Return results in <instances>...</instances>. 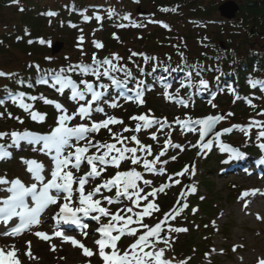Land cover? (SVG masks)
<instances>
[{
  "label": "snow or ice",
  "instance_id": "1",
  "mask_svg": "<svg viewBox=\"0 0 264 264\" xmlns=\"http://www.w3.org/2000/svg\"><path fill=\"white\" fill-rule=\"evenodd\" d=\"M139 3V0H135ZM74 7V6H73ZM179 6L168 8L162 7V12H175ZM23 11V9H21ZM108 18L111 19L115 15L113 9H108ZM49 17L58 15L55 11H49L44 13ZM95 20L100 22L102 20L101 15L96 14ZM92 17L83 15V20L88 22ZM122 19L128 21L131 19V14L127 13L122 16ZM149 23L159 24L161 27L171 30L170 26L163 21L149 20ZM119 28H125L129 25L120 23L116 25ZM132 27H142V24L133 22ZM69 27L76 28L77 25L69 23ZM83 32V29H80ZM113 38L119 41V36L113 33ZM20 39V37H17ZM84 36L78 37L77 47L83 53ZM29 44L33 43L32 40L28 41ZM39 43L44 45L47 43L51 45L50 41L39 39ZM93 46L97 49H102L104 44L99 41L93 40ZM183 57V53H180ZM141 56L145 63L149 60H155V57H149L144 53L131 52L128 59L131 61L132 57ZM46 60H51V57H45ZM67 59V57H66ZM124 58L118 53H112L110 57H104L98 59L94 53L90 64L80 62L75 64H68L66 67H60L58 70H43L44 74L41 76L37 83L49 84L61 95L65 90H70L69 99L72 101H83L79 104L75 111L71 114L68 113V109L65 108L60 102L52 99H48L44 96H29L31 101L42 100L45 104L53 105L54 108L60 113L56 120V126L44 136H38L34 133L25 131L23 133L12 131L0 132V139L10 137L12 145H17L20 141H28L29 143H43L42 148L39 150L47 154H51L52 167L50 170V179H45L44 165L37 160H25L22 159V163L26 165V171L31 174L32 179L35 181L26 185L19 177L14 179H7L6 176H0V185L5 186L3 188V197L0 198V225L3 226V231H0V235L4 236H20L26 231H30L33 227H38L44 221L41 216L45 209L50 205H59V211L55 213L52 219L56 222V228L51 234H47L43 231H36L34 235L42 241H50L53 237H60L62 242H68L73 247H78L82 250V255L91 258L93 255H99L103 264H174L175 258H168L166 253L172 250L174 240L171 236L172 233H187L189 231L186 227H174L169 223V219L175 220L179 214L178 210L172 212L163 213V217L160 218L154 224L144 223L145 217H151L154 213L161 211L159 204L156 202L158 193H165V190L172 185L168 183H162L159 187H151L150 191H145L144 187H140L139 181L143 182L144 186H151L152 181L145 179L142 172L137 171L136 167L129 168L126 171H120L119 168L122 162L130 161L134 166L142 165L143 170L149 173L164 174L166 169L158 165L168 164V160H161V157L165 155L169 147L179 149L183 152L185 149L180 144H174L171 140V132L168 133V139L165 140L163 147L153 159H147V156L153 155L152 145H144L138 139L137 135L130 137L124 136V132L139 133L142 130H148L154 126H158L157 130L162 131L165 127L171 128V125L167 121V118H157L149 113H141L139 115H133L129 117L130 120L135 122L134 128L124 126L120 133L112 132L109 125H123L124 121L116 116H109L103 107L99 106L102 98L105 97L109 90L110 85L118 89H126L129 92L134 93V98L139 105H143L145 100L143 99L144 88L142 87L143 81H136L133 89H127V83L130 79H135L131 69L127 65H120L113 61L119 62ZM170 59V58H169ZM29 68L35 67L38 73L42 70L39 64H29ZM137 68L141 74H144V69L137 65ZM168 71L167 68L164 69ZM176 71L177 69H172ZM155 71V67L153 68ZM116 72H122L125 76L124 80L117 78L114 75ZM73 74H77L81 77L93 76L94 82H90L86 79H80L77 81L73 78ZM188 77H191L192 73H187ZM199 75V73H197ZM0 77L13 78L18 77L17 73H6L0 70ZM102 79L110 81L108 83L101 82ZM219 81L220 77H216ZM16 83L24 84L23 79L17 78ZM249 85L252 88L260 86V90L264 91V81L253 80L249 78ZM199 85L202 90H207L209 82L204 79L199 80ZM182 86H184L182 84ZM190 86V85H189ZM178 91V90H177ZM235 99H240L236 93V89H230ZM8 98L12 99L14 103H17L19 107L29 112L33 121L43 122L46 118V114H42L36 111H32L33 105L26 103L24 97L26 93L18 92L15 95L11 91L6 90ZM90 95V99H88ZM166 100L172 99V96L166 90L163 93ZM214 98V97H213ZM133 99V97H128ZM234 99V103H235ZM247 104L255 108L256 105L252 103L251 99L245 97ZM4 100L0 99V104H3ZM103 103L107 104L110 108L120 107V103L116 98L104 99ZM181 103L187 107V104L181 100ZM96 104V107L93 105ZM211 106L216 108L217 105L212 103ZM93 112L101 113L105 116V119L96 121L92 120ZM0 113V116H3ZM11 116V113L8 114ZM234 115L229 112L226 115H207L201 118L193 119L191 116H185L184 119L176 117L173 123L180 126L181 131L188 130L191 132L199 133V140L196 144H190L192 148H198L199 152L210 150L213 146V141L208 140L204 142L206 136L212 133L217 124L225 120L228 116ZM257 115L264 116V109H261ZM79 117L81 120H88L90 123H78L72 126L70 122ZM16 119L19 120L17 117ZM23 123L22 120L19 121ZM258 129L257 140L264 141V120H256L254 117L250 118L247 127L244 125H232L231 127L224 128L222 132L215 133V140L219 144V148L222 152L230 154V159H239L244 156L238 149L231 147L230 145L220 142V136L222 134L231 133L233 129H238L249 135L252 127ZM101 129H106L115 141L101 142L94 141L92 134L99 133ZM152 140L157 139L156 132L150 134ZM130 140L136 146L129 147L125 144V141ZM84 141L85 143L81 144ZM117 144L120 147H117ZM258 147L264 150V142L259 143ZM5 145L0 144V150H3ZM90 149H95V152L89 154ZM138 152L146 153L145 157L138 156ZM198 152V154H199ZM11 154L6 151H0V157H7ZM171 160L175 161L177 156L173 155ZM89 167V170L83 175L76 176L75 172H79L82 164ZM259 163L264 164V160H260ZM108 166H112L117 169L115 174L110 178L103 180L102 183L94 186L91 191L85 192V185L89 183L90 179L100 177L102 173L107 170ZM188 175H195V166L191 168L185 165L184 168L176 172L174 176L180 177ZM168 179L173 181L174 184H180L179 179H173V176H168ZM77 187H73V185ZM235 187V186H233ZM102 189H106L111 192L115 190L114 196L102 195ZM259 189L244 190L240 193L238 199L242 203V207L245 209L246 214L249 208V201L246 199L250 196H255ZM197 192L195 186H190V193ZM74 194H78L74 201ZM97 195H102V199H97ZM181 197L185 196L182 191ZM152 197V199H149ZM204 199L203 196L200 197ZM129 203L123 207L118 208L115 212L109 210L108 207L102 206L103 202H107L108 205L114 203L123 204L124 201ZM62 201V202H61ZM142 201L146 203L141 204ZM179 203V201H177ZM184 209L188 208V204L182 205ZM140 209V210H137ZM198 211L197 208L192 209V213L195 214ZM257 220H264L259 213L254 214ZM81 216L91 217L97 223L100 222L101 217H107L108 222L106 224H100L96 229L100 238L94 241L96 246V252L86 247L81 241L77 240L73 236L66 235L64 230L59 227L61 223L73 225L81 229V234L87 238L88 232L84 231L89 227L87 223H83ZM135 217V219H134ZM14 218H18V222L12 226L10 222ZM215 226V221L212 222ZM135 225V226H132ZM167 225L166 229L163 227ZM207 227V226H206ZM143 230V231H141ZM162 232H166V235H161ZM115 233V234H113ZM124 236L135 237L134 241L121 250L118 247V242ZM28 250L25 255L29 259H36L32 254V242L27 241ZM162 245V246H161ZM242 248L243 245L233 246L232 251L235 252L237 248ZM110 249V251H106ZM50 250L55 251V245H52ZM212 251H216L212 249ZM207 256L208 253H205ZM191 259V258H189ZM243 259V258H241ZM0 264H22L17 256V249L15 245H12L8 250L0 248ZM178 264H188L187 260H180ZM257 264H264V257L257 258Z\"/></svg>",
  "mask_w": 264,
  "mask_h": 264
},
{
  "label": "trees",
  "instance_id": "2",
  "mask_svg": "<svg viewBox=\"0 0 264 264\" xmlns=\"http://www.w3.org/2000/svg\"><path fill=\"white\" fill-rule=\"evenodd\" d=\"M19 1L0 0V15L6 9L13 8L14 15L19 16L13 23L15 29H12L11 22L8 21H4L0 25V70L18 74V77L11 79L0 77V99L4 100V103L0 104V110L2 109L4 113L8 111L16 114L18 111L16 105L7 98L6 90L12 93L19 90L38 93L44 88L43 85L37 83L40 76L44 74L43 70H58L60 67H66L70 63H79L82 60V57L74 51L77 50L80 35L84 36L83 45H86L88 50L85 56L87 60L94 53L98 57H108L112 53H118L124 59L119 62L114 61V63L127 65L133 76L139 77L135 81L153 79L154 75L161 71V66L168 69L165 71L167 74H170L172 69L177 66L182 67L183 74L193 85L196 82L199 83L200 79H204L210 83L211 90H219L225 86L231 89L229 88L230 83L231 87L235 89L241 88V98L235 103L233 102V94L227 90L223 95H218L217 100L213 102L217 105L216 108L211 106L212 103L208 105L203 102L204 105L200 108L182 111L184 117L187 115L193 119L200 118L221 109L234 114L227 117L230 124H244L250 118L259 116L257 113L264 109V99H261L264 98L262 96L263 91L258 87L253 89L259 104L252 108L246 106L245 102V97H251L250 93L253 90L249 89V78L264 81V50L258 48L254 41V38L259 36H263L264 41V0H241L239 4L241 22L237 20L227 21L219 14L218 7L225 0L221 2L219 0H139V3H136L135 0H102V4L100 2L92 3L90 0H55L53 9L48 5H41L42 0H27L26 6H17ZM148 6L153 11L158 10L160 12V14L158 13L160 18L156 21L167 23L171 28L170 31L155 23L151 26L154 30L149 31L150 23L146 22L149 19L135 17L139 7L141 10H145ZM176 6L179 7L174 13L160 11L162 7L173 8ZM98 9L100 13L94 14V11ZM108 9L115 11V15L111 19L108 18ZM49 11H55L58 15L54 17L44 15ZM156 11L152 13L154 16ZM127 13L131 14V21L122 19V16ZM96 14L101 15L102 20L100 22L95 20ZM83 15H88L92 19L85 22ZM178 17H180L181 24H178L176 20ZM133 22L143 26L132 27ZM69 23L75 24L77 27H69ZM120 23L129 26L119 28L116 25ZM47 27L49 31H45ZM226 27L229 30H225ZM211 28L215 29L216 40H213ZM80 29H83V32ZM42 32L46 34H41ZM183 32H187V34ZM113 33L119 36V41L113 38ZM198 35L201 36L199 40L202 42L197 47L198 54L189 53L190 47H188L187 41ZM54 36L57 40L63 41L66 46H74V50L72 49L69 56L64 53L59 56H52V50L48 44L41 45L39 43L41 38L47 42ZM98 39L104 44L103 51L93 46V40ZM29 40H32L33 43L29 44ZM131 52L144 53L156 59L145 63L143 57L136 56L132 57L130 61L128 57ZM180 53H183V57ZM45 57H51V60H46ZM30 63L39 64L42 71L38 73L35 67L29 68ZM197 63L199 65H196ZM137 65L144 69V76L140 77L142 74ZM154 67L155 71H153ZM189 72L192 73L191 77L187 75ZM217 76L220 77L219 81L216 79ZM17 78L23 79L25 83H16ZM131 80L134 82V79ZM144 110H151L159 116L156 109L151 106L150 99L144 105ZM44 112L49 115L45 124L40 127L42 131L47 130L49 124L55 123L52 119L55 112L46 109ZM170 116L172 117V114ZM6 121L4 124L8 125L9 121ZM27 122L24 125H19L32 130L33 125L29 121ZM126 123L128 127L133 126L129 122V118ZM229 137L231 136L227 135L225 139H230ZM253 138L257 139V133ZM251 142L250 144L245 143V145L252 146L251 149H254L256 143L253 140ZM211 157L220 159V154L214 150ZM180 160L182 162L187 161V158L184 156ZM167 202L166 198L163 201L166 207H168ZM205 209L210 211L212 208ZM185 242L190 244V238ZM187 243L183 247L187 248V252H190L191 245L187 246Z\"/></svg>",
  "mask_w": 264,
  "mask_h": 264
},
{
  "label": "rangeland",
  "instance_id": "3",
  "mask_svg": "<svg viewBox=\"0 0 264 264\" xmlns=\"http://www.w3.org/2000/svg\"><path fill=\"white\" fill-rule=\"evenodd\" d=\"M26 1L27 0H20L17 6L19 5L26 6ZM42 1L43 2L41 3V5L43 6L48 5V7L53 9V5H55V0H42ZM90 1L92 3L100 2L101 4L103 2L102 0H90ZM219 1L221 2L223 0H219ZM230 1H232L238 7L237 10H235V16H234L235 18H237V16L240 15V9H239L240 5L239 4L241 3V0H225L223 1V3H227ZM233 8H234L233 5H230V7L228 6L227 9L231 11L233 10ZM12 9L13 8L6 9L4 13L0 15V25L4 23V21H8V22H11L10 26L12 27V29H15L13 27V23L16 22L17 17L19 16L14 15V13L12 12ZM148 9L150 10V12L156 11V10L153 11V9L150 6H148ZM158 13L160 14V12L157 10L155 16L152 15L149 19L159 20L158 18L160 17ZM164 15H167V14H164ZM176 20L178 24H181L180 17L176 18ZM238 22H241V19H238ZM151 26H153V23H150V25L148 26L149 31L154 30V28ZM225 30H229V28L226 27ZM45 31H49L48 27L46 28ZM183 33L187 34V32H183ZM214 33H215V29L211 28V34L213 36V40H216ZM41 34L45 35L46 33L42 32ZM192 38L193 39L187 41V45L188 47H190L189 53L198 54L197 47H199V43H202L200 42L201 40H199L201 39V36L200 35L193 36ZM254 41L256 42L254 43L256 44L258 48L264 50L263 36L255 37ZM50 42L51 44H54V45L56 44L61 45L59 48V51L56 54L57 56L63 52L69 56L71 54L72 49L74 50V46L72 47L71 45L66 46L64 42L61 43L60 40H57L55 36L51 37ZM74 51L78 54V56L84 57L83 61L84 63H86L87 59L84 56V54L82 55L78 51L76 50ZM103 83H106V82H103ZM152 88L153 89L152 90L150 89L147 96H150L149 99H150L151 106H153L156 109L159 117H163L164 115H166L167 119H169L170 114L175 115L176 113H179L180 109H178L177 104L174 102L171 103L169 101L170 99L166 100L164 98L163 93L166 89L160 88L156 85L152 86ZM55 98H56V101L60 102L65 108L67 107V109H70V106L67 105V102L69 101L68 94H63V96L61 97L57 96ZM186 99L188 101H191V96L186 97ZM120 105H121L120 107L115 108V109L110 108L106 105L105 107L106 109L104 110L109 116H116L122 119L124 122L128 121L129 116L136 115L134 114L136 113L135 107L129 109V108H126L125 105H122L121 103ZM188 109H191V106ZM95 114L97 115V118L95 119L96 121L105 119V116L103 114L96 113V112ZM150 115H153V114H150ZM77 121L86 123L85 120H81L79 117ZM168 122L171 125V128L165 127L162 131H160V133L158 132L159 134L158 133L156 134L157 138H160L161 135L163 134L165 137L164 140H166L168 139V133L171 132V137L174 136L177 140V142L175 143L184 144L186 147L183 152H180L178 149V152H176L175 155L180 156V154L183 153V155L189 160V162L192 163L193 158H194L193 156L196 153L194 152V149H191L189 145L197 143V137L195 135L196 132H191L187 130L188 132L181 133V130L178 126H176L174 123H170L171 121L169 120ZM130 123L132 125H135L134 121H130ZM119 126L120 125H116V127H119ZM154 128H158V126H154L153 129ZM105 131L106 129H101L99 133L92 134V137H94V141L96 138H99L100 136H102ZM190 133L192 134L194 133V135L188 138V140H186L184 137L186 135H189ZM165 135H167V137ZM161 141L162 140H158L156 142V145L153 147V155L147 156L146 157L147 159H150V160L153 159L155 156L156 150L158 154V152L162 148V146H160ZM128 146L130 147L131 145H128ZM117 147H119L118 144H117ZM137 155L141 157H145L146 153L138 152ZM183 155L181 156L183 157ZM179 159H176L173 162L179 163L180 161ZM161 160H164V159L161 157ZM17 162H19L18 159L15 160V162L9 167V169L18 171V169L21 168L22 164L17 163ZM123 163L124 162H122V164ZM168 165L169 164L158 165V167L162 166L165 168ZM3 167L6 168V166H3ZM139 167H142V165L136 166L137 169H139ZM20 174H22V172H18L14 176L20 178L21 177ZM221 174L222 172H218L217 166L213 165V161H210L208 163H204L202 167L197 169L195 171V175H190L192 177V180L195 179V182L197 183L196 187L199 189L200 193L203 196L208 197L206 202L203 205L212 207L211 216H215L216 213L218 212V209L221 211L220 215L214 220L215 230L211 233L212 234V242H211L212 244L211 245L213 246L210 248V252L208 253L207 256L205 255V257H201V255H199L197 259H195L192 262V264H209L208 263L209 260H206V258H210L212 261H215L216 256L220 258V262H224V264H254L255 262H257V258L264 257V220L259 221L256 219L254 215L255 213H259L262 217H264V212H263L264 205H263V201L262 202L260 201L264 199H259L257 195L246 198L248 201L253 199L254 201H256V205H257L253 209L254 212L250 209L251 208L250 207L247 210V213L249 212L250 213L246 214L245 209L241 207L242 203L238 199V197L242 191L247 190V188H251V186L249 187L251 180H247L244 177L242 178L235 177V176L227 177L224 175L222 176ZM2 175L4 176L6 175L7 179H11L12 177L14 178L13 175L0 174V176ZM29 175L31 174L29 173ZM90 185L91 183L86 184L85 189L88 187H91ZM233 186L241 187V188H234ZM3 188H4L3 185H2V188L0 186V196L2 195ZM169 194L171 196L174 193H169ZM254 197L258 199L255 200ZM214 206H218V209H215ZM95 223L96 225H98L96 221L93 223V225H95ZM94 227L95 229H97L96 226ZM36 231H43V229L38 228V227L32 228L30 232L26 233L23 237L17 238V239H13V238H3L2 239V237L0 236V248H4L5 250H8L12 245H15L17 249V256L19 257L20 261L22 263L25 262L28 264L29 263L30 264H100L97 260L98 258H100L99 255H93L91 258L85 257L82 255V250L80 248L73 247L70 243L62 242L56 238L50 242L42 241L34 235ZM204 236H205L204 233L203 232L199 233V230H198V233L196 232L190 235V241L192 244L200 245L201 246L200 248L202 250L208 249V247H206L205 243L202 241L204 240ZM91 237L92 235L90 233L88 234L87 239L85 237L84 239L80 237L78 238V240L81 241L86 247L96 252V248H94V244L92 243V240L90 239ZM184 239L187 240L188 237H185ZM27 241L32 242L31 251H32V254L36 257V259H29L25 255V252L28 250L27 244H26ZM233 244L243 245V247L242 248L238 247L236 253H233L231 251L233 255L231 254L229 258L227 257L225 258L224 255L221 256L219 254V252L223 249V247L224 248L227 247L228 249V247H230ZM52 245H55L56 247L55 251L50 250ZM212 249H215L216 251H212Z\"/></svg>",
  "mask_w": 264,
  "mask_h": 264
},
{
  "label": "water",
  "instance_id": "4",
  "mask_svg": "<svg viewBox=\"0 0 264 264\" xmlns=\"http://www.w3.org/2000/svg\"><path fill=\"white\" fill-rule=\"evenodd\" d=\"M230 5H233V10H228L227 8H228V6L230 7ZM237 6L232 2V1H230V2H227V3H223L220 7H219V11L221 12V14L224 16V17H226V18H233L234 16H235V10H237ZM60 44H56L55 46H54V53H57L58 51H59V48H60ZM215 134V133H214ZM213 134V135H214ZM213 135L212 136H210L208 139H207V141L210 139V138H212L213 137Z\"/></svg>",
  "mask_w": 264,
  "mask_h": 264
},
{
  "label": "bare ground",
  "instance_id": "5",
  "mask_svg": "<svg viewBox=\"0 0 264 264\" xmlns=\"http://www.w3.org/2000/svg\"><path fill=\"white\" fill-rule=\"evenodd\" d=\"M5 187V186H4ZM263 205H264V203H263ZM257 205H255L254 203L250 206L251 208V210L254 212V208L256 207ZM263 212H264V206H263ZM234 246V244L233 245H231L230 247L232 248ZM217 260H218V258H217Z\"/></svg>",
  "mask_w": 264,
  "mask_h": 264
}]
</instances>
